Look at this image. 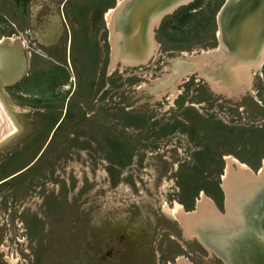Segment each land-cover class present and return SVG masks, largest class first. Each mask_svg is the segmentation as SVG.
Masks as SVG:
<instances>
[{"label":"rangeland","instance_id":"obj_1","mask_svg":"<svg viewBox=\"0 0 264 264\" xmlns=\"http://www.w3.org/2000/svg\"><path fill=\"white\" fill-rule=\"evenodd\" d=\"M92 1L69 0L64 8L73 17L80 8L84 18L86 7L81 8L79 4H92ZM128 1L102 0V4L112 8L108 13L110 45L103 39L100 41V52L106 59V74L119 73L115 59L119 58L115 44L117 33L114 25L111 26L110 16L123 14ZM227 1L201 0L197 17L201 20L205 16L208 20L205 25V22L201 23V31L199 34L195 31V37L187 34L195 30L197 18L178 26L177 30L175 26H169L170 33H183L185 42H195L190 46L177 49L169 37L166 39L165 34L155 29L157 42L162 46L159 50L154 49V57L158 59L161 53L168 55V62L154 73L151 80L152 67L145 65H141L142 68L125 66L120 78V88L129 91L126 106L136 105L133 113H127L123 107L115 114L105 110L98 118L88 110L86 114H91V118H87L78 109V114H73L72 118L68 116L53 140L51 138L40 161L0 186V264H227L224 256H217L212 243H209L211 247L202 244L200 236L193 232L185 235L187 217L181 216L179 201L174 200L184 188L186 193L182 196L193 195V187L206 186V182H210V172L220 170L213 164H201L199 168L188 164L194 160L190 151L192 146L187 145L188 133L194 125L200 126L204 137L216 138L217 144L213 146L216 151L212 147L213 151H210L214 157L232 150L243 158L252 159L249 155L253 149L257 157L253 163L258 169L251 167L256 175L251 172V176L259 180L257 185H261L259 188L263 186L264 195V181L260 182L264 176V66L259 71L253 66H244L242 58L229 55L230 50L223 49V32L217 20ZM58 3L59 0H0V47L7 44L20 47L26 60L25 73H33L27 84L20 83L21 80L10 81L11 84L7 81L3 87L5 94L0 95L3 100L0 103V180L32 162L45 139L50 138L52 126L61 115L59 111L51 114L35 112L33 100L21 95L26 93V88L30 91L34 81L45 78L42 73L35 72L34 65H38L40 59L35 56L30 42L33 41L30 37L36 35L31 24L38 25V18L33 15L41 6L43 10L47 4L56 7ZM75 48L76 57L84 56L82 46ZM172 50L175 53L170 54ZM177 58L193 63L194 68L157 93L158 90H154L157 82L173 72V60ZM153 62L158 64L159 61ZM122 66L119 64V68ZM92 70L91 67L82 68L81 77L90 76ZM106 78V83L113 86L110 77ZM133 89L136 90L134 103L130 95ZM26 94L32 95L31 91ZM113 115L121 118V125L126 122L143 129L122 134V157L120 163L117 162L121 173L115 185L106 176L108 160L105 151L109 148L105 147L103 157L99 156L105 161H96L91 159L89 150L81 149L69 138L74 132L76 137L73 139L80 137V142L87 136L88 141H94L95 148H98V122H111ZM69 153L74 156L68 161ZM130 153L131 158L126 159L124 156ZM228 166L235 174L240 171V167H234L235 170L231 163L226 164V170ZM211 194L218 202L220 215L226 217L225 197H221L218 191ZM258 196L249 194L244 203H254ZM237 197L232 200L231 195V203L237 202ZM247 211V208L243 211L244 222L239 223L241 220L237 219L233 227L250 221V217L245 216ZM117 231L129 233L126 234L128 244L116 242ZM121 237L119 235L118 239ZM113 238L116 243L111 242ZM237 239L238 247L235 242L232 246L236 253L244 250L249 240L240 236ZM107 251L114 256L107 258ZM244 251L241 252L243 257L238 252L242 264Z\"/></svg>","mask_w":264,"mask_h":264},{"label":"flooded vegetation","instance_id":"obj_2","mask_svg":"<svg viewBox=\"0 0 264 264\" xmlns=\"http://www.w3.org/2000/svg\"><path fill=\"white\" fill-rule=\"evenodd\" d=\"M69 0H59L58 6L55 7L52 4H47L46 8H43L41 10V7L39 8L36 15L33 17L38 18V25L33 26V33L36 34L35 36H31L30 42L33 44V52L37 58L40 59V63L35 64V72L36 73H42L45 78L41 81H34V84L31 86V94H26L27 91L30 93V91L26 88L25 92L21 95L24 98H31L33 100V109L35 112L38 113H45V114H51L56 112H61V115L59 119L54 122L52 126V134L50 138H46L44 141V144L41 146L40 150L36 152V155L34 156V159L32 162H30L27 166H23L20 170L17 172H14L10 174L9 176H6V178L0 180V186L8 182V180H11L13 178H16L17 176H20L21 174H24L28 169L26 170L29 165L32 163L41 160V157L44 156L46 149L50 145V140L53 136L56 134L57 130L62 126L63 122L66 120V118L69 116L70 118L73 117V114L79 112L77 111L80 109L79 113H82V115L86 114V111L91 110V114L93 116H98V118H101L99 115L106 111L113 112L114 114L118 112L117 110L125 109L127 113H133L132 110L136 108V105L133 104L132 106L128 107L125 101H127L126 96L129 93L126 92L124 89L120 88V78L122 76V72L125 68V66L132 65L140 66L145 65L148 67H152L151 71L153 73L150 74L149 80H151V77L154 76V73H158V69L168 62V55H164L161 53V57L158 59H155L154 56H156L154 49L158 48V50L161 48L162 44L157 42L156 35L157 32H155V29L157 28L160 33L162 32L165 34V38L169 41L177 45L178 48H184L187 46H190L192 43H195L194 41H187L185 42L183 33L181 35L175 34V31L173 33H170L168 31V28H174L178 29V26H184L186 24L184 20V16L188 14L190 16V21H195V19L199 18V14H196L198 9L201 8V0H189L188 2H177L174 5H170L168 7L162 8L161 10H156L154 12H150L147 15H144L140 10L139 6L142 3V0H129L128 3L124 5V14H113L110 16L111 19V26L114 25L115 33H117V39H116V48L118 50V56L119 58H115L117 63V69H119V73L112 75L113 71L111 73L106 74V59L103 52H100L102 49L100 46L102 44L100 43L101 39H103V42L110 45L111 38L108 36V33H110V29L108 27L109 24V18L108 13L112 8H109L110 5H106L105 3L102 4V0H93L92 4L88 3H80L81 8L86 7V13L85 17L83 18L81 15V10L76 9L75 12L77 14L75 17H73L70 12L65 10L66 3ZM81 2V1H80ZM185 4H188L185 6ZM190 4V5H189ZM184 7V8H182ZM182 8V9H180ZM180 9V10H179ZM179 10V11H178ZM176 11H178L176 13ZM172 18L171 20L166 17ZM193 17V18H192ZM219 17V16H218ZM192 18V20H191ZM169 20V21H168ZM235 19H229L227 25V32L225 34L226 40H228V37H230L229 40L226 41L228 43V47L225 45L223 49L228 51L230 50L229 55L234 54L235 55H244L245 53L240 48V45H235V43L240 39V37L246 38V40H250L253 35H256L252 42V46H258V39L261 37V32L264 31V25H262V30L259 31L260 33L255 34L251 31L252 34L245 35L240 34L238 28L233 27V23H237L238 20L234 21ZM192 21V22H193ZM196 26L194 31H189V34H187L188 37L192 36L195 37V31L196 33H200V25L199 19L196 21ZM217 23H219V19L217 20ZM189 24V23H188ZM110 26V24H109ZM187 26V25H186ZM198 27V28H197ZM176 29V30H177ZM165 30H167L165 32ZM222 30V29H221ZM186 33V31H183ZM188 33V30H187ZM175 34V35H174ZM168 35V36H167ZM241 35V36H240ZM178 36H181L180 38ZM197 36V35H196ZM217 38L219 39V33H217ZM248 36V37H247ZM86 41H84V39ZM115 39V38H114ZM194 39V38H193ZM192 40V39H191ZM223 40V37H222ZM190 42V43H188ZM112 43V42H111ZM190 44V45H189ZM216 44V43H215ZM244 45V44H243ZM75 46H78L81 48L82 51L84 50V56L81 54V56L76 57V48ZM123 46V47H122ZM245 46H249V44H245ZM30 48V47H28ZM74 48L76 54H74ZM238 48V49H237ZM240 48V49H239ZM243 48V47H242ZM241 50L240 52H236L237 50ZM262 50H259L256 52V49L254 50L253 54L251 56L255 55V58L247 59V61H244V66H253L255 67V70H261L260 67L264 66V62L260 63V57ZM158 52V51H156ZM256 52V53H255ZM175 53L174 50L170 51V54ZM255 53V54H254ZM166 54H169V52L166 51ZM36 58V59H37ZM232 58V56H231ZM38 59V61H39ZM124 60V61H123ZM130 61V62H126ZM85 61V63H83ZM123 61V62H122ZM153 61H159L158 64H153ZM37 62V61H36ZM131 63V64H129ZM119 64H122V68H119ZM260 64V65H259ZM37 65V66H36ZM193 63L182 61L180 58H177L173 60V72L166 76L164 79L157 82L154 90H158L157 93H160L164 89L168 88L172 82H176V80L183 75H185V72H187L189 69H192ZM47 67H51V69H48ZM92 68V74L90 76L85 75L83 78L80 74H82V68ZM124 68V69H123ZM194 68V67H193ZM37 69V71H36ZM155 69V70H154ZM162 70V69H161ZM28 78L25 80L24 83L27 84V81L30 77H32L33 73H27ZM110 77V79L113 82V86L111 83H106L107 78ZM141 77V76H139ZM145 76H143L144 78ZM56 79L55 81H53ZM134 83H136V73H134L133 77ZM133 88L135 89L136 86L133 85ZM132 90V93L130 94L132 96V102L134 103L133 98L136 99V90ZM92 90V91H90ZM93 93V94H92ZM129 95V96H130ZM89 97H92L89 101ZM124 99V102L122 101ZM130 99V97H129ZM89 103V105H87ZM164 103V102H163ZM96 104V106H94ZM131 104V103H130ZM140 108V107H138ZM130 110V111H129ZM111 112V113H112ZM78 114V113H77ZM91 114H86L85 117L91 118ZM71 115V116H70ZM113 121L111 122H98V129H97V135H98V148H95L94 141H88L87 136L84 138L85 141H81V138L78 137L77 139H73L76 137V134H72L69 138L70 141L79 144L81 146V149H87L91 152V159H95L96 161H102L105 160L102 158H99V156L103 157V151L105 147L109 148L107 151H105L106 159L108 160L107 168H106V176L109 177L110 183L112 185H115L118 181L119 175L121 173V168H119L118 163H120L122 154H121V137L122 134H125L127 132H135L137 129L139 132L143 131V129L137 128L136 125H131V123H123V125L120 124L121 118L115 117L113 115ZM72 120V119H71ZM90 120V119H89ZM156 120L153 119L152 121ZM198 123V122H197ZM85 128V127H84ZM86 129V128H85ZM132 130V131H131ZM135 130V131H133ZM186 131V130H184ZM188 133V132H187ZM130 134V133H127ZM78 135V134H77ZM204 132L201 131L200 126H193L190 133H188L187 136V145L192 146L190 151L192 152V156L194 160H191L192 163H188L190 166L199 168L201 164L206 166L207 164L210 166L215 165V167L220 168L218 173H211V178L208 179L210 182H206V186H202L201 188L199 186L193 187L194 193L193 195L189 196H182L185 192V189H181L180 194L177 195V197L174 198L179 201L178 205L181 209L180 213L181 216L187 217V227H185V235H191L193 232L195 235L200 236V241L202 244L206 246H210L209 243L213 244L214 250L218 253L217 256H224L225 260L227 259L229 262L227 264H236L234 263L232 257H233V242L234 240H237L235 237V228L233 227L234 221L239 219V223L244 221V214L243 209L244 205L245 208L248 209L247 215L248 217L250 215H256L255 211L258 208L259 204H261L262 201H259L261 196H258L255 200V202H247L248 204H245L246 197L249 195V193L253 194V192L256 191L257 182L251 183L250 181H254V179L250 180L247 185H245L241 191L236 192L232 195L234 200V197L238 196L236 198L239 199L237 202L231 203L230 201V195L227 190L225 183V177L228 175L229 169L231 166H228V169L226 170L225 166L228 163H231L232 167H244L247 171L250 173L253 171V169L257 170L258 167L256 166L255 159V153L254 150H250L252 155L248 159L243 158V155H239L238 152H233L232 150L227 151L228 153H219L216 154L215 157L213 154L210 153V151H213V146H216V138L212 137H204ZM155 139V138H154ZM94 140V139H93ZM96 140V139H95ZM78 142V143H77ZM182 142V141H181ZM182 144V143H181ZM209 146V147H208ZM208 147V148H207ZM245 147V146H244ZM95 148V149H94ZM246 148V147H245ZM78 150V148H77ZM208 150V151H207ZM214 151L216 149L214 148ZM98 153V155H97ZM104 155V156H105ZM72 153H69V155L66 157L69 161V157H73ZM132 153L125 155L124 157L126 159L131 158ZM200 156L202 159H200ZM191 159V158H188ZM243 161V162H242ZM118 162V163H117ZM188 167V166H187ZM249 168V169H247ZM236 170V168H234ZM23 172H20L22 171ZM200 172V169H197ZM196 170V171H197ZM197 171V172H198ZM263 171V170H262ZM264 173V171H263ZM262 173V174H263ZM251 174V175H252ZM255 175V174H254ZM256 176V175H255ZM264 179V178H263ZM263 181V180H262ZM261 182V180H260ZM212 185L213 187H210L209 185ZM214 188L213 192L218 191L220 193L221 197H225V206L227 207V216L222 217L219 213V207L218 202L213 197L212 190ZM246 189V191H245ZM245 191V192H244ZM251 191V192H250ZM202 200L197 202L198 200ZM245 198V200H244ZM235 200V201H236ZM209 201V202H208ZM259 201V202H258ZM204 202V203H203ZM209 203V205H208ZM224 203V202H223ZM236 203V205L234 204ZM234 204V205H233ZM205 206V207H204ZM212 206V207H211ZM208 207V208H207ZM175 208V209H176ZM211 209V210H210ZM233 209V212H232ZM177 210V209H176ZM194 212V213H193ZM206 213V214H205ZM261 211L259 210L257 212L258 215H260ZM208 214V216H207ZM215 215V216H214ZM254 215V217H255ZM246 216V218H248ZM263 216V215H262ZM236 217V218H235ZM243 217V218H242ZM235 218V219H234ZM257 220H260V218H257ZM243 224H239L241 226ZM190 226V227H189ZM119 232V235L122 236L120 239H117L116 242H124L128 244V236L122 231ZM188 232V233H187ZM190 233V234H189ZM117 234V233H116ZM235 235V236H234ZM109 240V238H108ZM111 242L116 243L114 238L110 239ZM119 245V244H118ZM123 245V244H121ZM211 247V246H210ZM236 253V252H234ZM107 258H112L114 254H109L108 251L106 253ZM222 258V257H221Z\"/></svg>","mask_w":264,"mask_h":264},{"label":"water","instance_id":"obj_3","mask_svg":"<svg viewBox=\"0 0 264 264\" xmlns=\"http://www.w3.org/2000/svg\"><path fill=\"white\" fill-rule=\"evenodd\" d=\"M180 0H142V3L139 6V10L144 14L147 15L150 12H154L156 10H161L162 8L172 6L179 2ZM222 13L225 12V19H224V24L228 22L229 19H235L234 21L238 20L237 23H233V27L238 28L240 34L245 35H250L252 32L255 34L260 33L262 29V25H264V0H228L225 4V6L222 8ZM228 24V23H227ZM227 26V25H226ZM241 36V35H240ZM256 35H253V37L250 40H246L244 37H240L238 43L236 42L235 45H240V48L243 50L245 53L244 55H236L238 59L242 58L244 61L247 59H253L256 56L252 55L251 53L256 49V46H252V42L254 43L253 38ZM248 37V36H247ZM264 39V31L261 32V37L258 39V45L263 41ZM244 44V45H243ZM245 44H249V46H245ZM17 46V45H16ZM243 47V48H242ZM239 48V49H240ZM13 49L18 50V53L20 54V57L18 55V59H13L14 55L17 53L15 52L13 55L11 52ZM238 49V48H237ZM236 49V50H237ZM1 50H4L6 52V58L9 61V57L11 59V64L12 67L9 69H4L0 67V95L4 96V90L3 87L5 86L4 84L8 81H14L19 80L21 77L25 75V70H26V60H24V56L22 53V49L20 47H9L7 44L5 47L1 46L0 47V52ZM236 52H240L241 50H237ZM253 54V53H252ZM247 55V57L245 56ZM9 56V57H8ZM250 56V57H249ZM249 57V58H248ZM21 62L20 68H17L18 62ZM13 65H16L15 68L18 71V76L12 77L15 71V68ZM10 67V66H9ZM4 74V77L2 76ZM13 78V79H12ZM8 83V84H9ZM11 84V83H10ZM256 186V191L253 192V194L249 193L250 195H259L261 196L259 201H264V195L262 194L263 191V186L259 188L261 185ZM257 198V197H256ZM245 200V198H244ZM246 201V200H245ZM258 201V202H259ZM261 205V204H259ZM256 209L255 217L257 218V212L258 209ZM245 209V205H244ZM243 209V211H244ZM253 215V216H254ZM250 215V221H246V225L243 226H236L235 228V237L237 238L240 236L241 238L245 239L247 237L249 240L246 242L247 247L243 250H238V252L244 251V259L242 258L243 264H264V212L263 216L260 217V220H257V222H254V217ZM248 217V218H249ZM249 220V219H248ZM244 222V221H243ZM243 223V224H245ZM255 228V229H254ZM238 239L234 240L238 247ZM252 242V243H250ZM234 246V244H233ZM234 253V250L232 251L233 253V261L236 264H242L240 260L239 253ZM243 257V255H242Z\"/></svg>","mask_w":264,"mask_h":264},{"label":"bare ground","instance_id":"obj_4","mask_svg":"<svg viewBox=\"0 0 264 264\" xmlns=\"http://www.w3.org/2000/svg\"><path fill=\"white\" fill-rule=\"evenodd\" d=\"M189 0H180L179 2H188ZM128 3V2H127ZM124 14V13H123ZM225 17H226V15H225V12H223L222 13V11L220 12V14H219V17H218V19H219V24H220V28L222 29V32H223V47L226 45L227 47H228V43L226 42V41H228L229 40V42L231 41L230 40V37H228V40H226V36H225V34H226V32L228 31L227 30V26H226V23L224 24V19H225ZM13 47H17V46H13ZM123 47V46H122ZM263 49V51H262V53H261V57H260V63H263L264 62V39H263V41L260 43V45H258V46H256V52H258L259 50H262ZM15 52H17L15 55H14V57H13V59H18V55H19V57H20V54L18 53V50H15V49H13V51L11 52V54L13 55ZM254 52V51H253ZM252 52V53H253ZM255 52V53H256ZM251 53V54H252ZM254 53V54H255ZM246 57H247V55H245ZM9 57V56H8ZM250 57V56H249ZM248 57V58H249ZM243 64H246V63H243ZM17 65V68H20V66H21V62L19 61L18 62V64H16ZM16 65H13V67L15 68V66ZM260 65V64H259ZM10 66V67H9ZM0 67L1 68H4V69H9V68H11L12 67V64H11V59H10V57H9V61H8V59L6 58V52L4 51V50H1V52H0ZM260 68H262V65H261V67ZM243 71V70H242ZM245 71V70H244ZM243 71V72H244ZM238 72H240L239 70H238ZM241 73V72H240ZM240 73H239V75H240ZM246 73V72H245ZM14 75L12 76V77H15V76H18V71H17V69L15 68V71H14V73H13ZM240 76H242V75H240ZM244 76V75H243ZM249 75H247L246 77H248ZM13 79V78H12ZM246 80V79H245ZM245 80H244V82H245ZM248 80V79H247ZM246 80V81H247ZM1 102H3V100H2V98L0 97V103ZM16 128V127H15ZM14 129V128H13ZM12 129V130H13ZM15 130V129H14ZM244 168V167H243ZM235 171L232 169V168H230L229 169V172H228V175H227V177H226V183H225V187H227V190H228V192H229V195L231 196V195H233V194H235L236 192H239V191H241V189L245 186V185H247V183L250 181V180H252L253 178H252V176H251V173L250 172H248V171H246V170H244V169H242V167H240V171L238 172V173H234ZM263 178H264V176H263ZM262 178V180L264 181V179ZM261 180V181H262ZM255 181H257V180H254V182ZM245 191H246V189H245ZM244 191V192H245ZM251 192V191H250ZM209 202V201H208ZM204 203V202H203ZM208 205H209V203H208ZM211 205V204H210ZM209 205V206H210ZM205 207V206H204ZM212 207V206H211ZM259 209H258V211L260 210L261 211V213H260V215H258L257 214V218H260L262 215H263V212H264V201L261 203V205H259ZM208 208V207H207ZM211 210V209H210ZM232 212H233V209H232ZM206 214V213H205ZM207 216H208V214H207ZM215 216V215H214ZM244 217V216H243ZM242 217V218H243ZM254 217V216H253ZM256 217H254V220L253 221H256V219H257ZM244 219V218H243ZM188 220V219H187ZM190 227V226H189ZM255 229V228H254ZM241 256H242V253L240 254Z\"/></svg>","mask_w":264,"mask_h":264},{"label":"trees","instance_id":"obj_5","mask_svg":"<svg viewBox=\"0 0 264 264\" xmlns=\"http://www.w3.org/2000/svg\"><path fill=\"white\" fill-rule=\"evenodd\" d=\"M192 18H193V17H192ZM192 18H191V20H192ZM189 19H190V16H189L188 14H186V15L184 16V20H185V22L188 21ZM198 19H199V18H198ZM207 20H208V18L206 19V17L204 16L203 19H201V20L199 19V23H198V25H201L202 22H205V23H204V25H205Z\"/></svg>","mask_w":264,"mask_h":264},{"label":"crops","instance_id":"obj_6","mask_svg":"<svg viewBox=\"0 0 264 264\" xmlns=\"http://www.w3.org/2000/svg\"><path fill=\"white\" fill-rule=\"evenodd\" d=\"M27 78H28V74L25 73V75L19 79V81L21 80L20 83L25 82V80H26ZM31 87H32V86H31Z\"/></svg>","mask_w":264,"mask_h":264}]
</instances>
